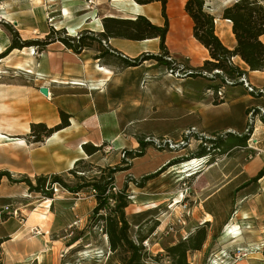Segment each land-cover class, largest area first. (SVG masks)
Listing matches in <instances>:
<instances>
[{"label":"rangeland","instance_id":"1","mask_svg":"<svg viewBox=\"0 0 264 264\" xmlns=\"http://www.w3.org/2000/svg\"><path fill=\"white\" fill-rule=\"evenodd\" d=\"M231 1L205 0V9L215 17V21H220L222 10ZM96 3L99 4L98 7L95 6ZM184 3L185 0H167L169 32L166 46L168 59L173 63L172 70H166L155 61L147 60L141 65L138 64V68L119 75L117 90L113 92L116 97L111 98L120 100L125 109L123 115L126 113L127 117L133 119L127 122L126 136L122 137L123 144L119 146L115 142L113 146L105 145L92 156H87L82 148L84 155L80 159L83 163L76 168V175L91 180L100 177V169H123L114 175V187L118 192L126 189V194L129 195V206L125 213L132 239H135L137 228L146 220H157L159 226L167 220L168 224L160 231L156 228L143 244L152 257L147 259L146 264H169L165 257V248L181 241L180 235L187 238L200 226L195 224V219L203 213L201 204L204 210L209 208L213 212V223L207 227V240L201 251L188 255L189 264H264L261 253L264 244H261V238L255 239L256 231H264V212L261 209L254 218L246 217L249 223L243 226L246 232L253 231V234H248L253 237L237 239V235H230L226 231L227 224L236 219L240 208L237 199L241 193L257 192L260 187V179L251 183L250 181L264 169V160L258 150V141H264V87L255 86L243 77L252 91L242 85H224L220 89L223 96L220 99L208 89L213 85L220 87V81L210 78L212 75L205 72L202 73L203 76H191L208 59V54L192 37V23L184 13ZM114 7H117L116 3L106 0H0V41L6 43L8 48L13 39L7 24L22 41H45L46 36L51 33L49 37L60 46L58 37H78L86 32L81 27L87 18L91 19L94 27L98 25V19L102 25L103 18L117 17V13L110 12ZM63 10L69 13V20L58 16ZM152 16L161 18L160 12L159 15L152 13ZM221 22L225 23L222 20ZM52 30L60 34H52ZM7 48L2 49L0 55ZM84 51L87 49L81 53ZM39 52L42 51L37 47H25L15 49L0 59V87L4 89L0 91L1 123H6V115L12 112L7 108V102L13 100L10 94L13 89L27 86L36 90L35 94H42L38 89V77L35 73ZM159 53L158 50L152 55ZM232 62L245 70L235 58ZM117 69L123 70L119 67ZM24 71L35 74L29 76ZM7 90L10 91V97H7ZM32 106L34 117L48 119L50 110L46 103ZM58 110L59 124L62 121L60 113L66 111L60 107ZM38 123L41 122L31 121L29 131L23 137L31 149L39 148L44 143V140L41 144L34 143L31 136V126ZM7 130L4 128L3 131ZM227 134L245 137L246 146L234 148L224 154L211 152L209 156L199 158L198 153L202 149H212L211 141L227 139L230 137ZM137 140L149 141L155 146L147 147L143 157L125 163L124 152L139 151ZM1 141L5 145L25 147L20 140L0 136ZM211 158L212 161L209 162ZM187 163L191 165L185 171L182 166ZM158 164L160 165L156 166ZM73 167L74 164L71 169ZM68 171L58 176L69 186H74L78 180ZM9 173L13 180L27 177L34 181L36 177L52 176L41 174L29 177L15 172ZM146 177L149 178L143 183ZM227 181L231 183L229 194L224 192L214 202H203L208 194L202 191H213ZM207 183L212 185L211 190H205ZM244 184L248 186L241 188ZM54 186L58 188L55 194ZM64 191L66 190L54 184L51 199L30 193L25 184H12L3 179L0 182V196L11 197L0 198V212H3L0 214V241L8 240V232L19 226L18 220L47 217L45 224L49 225L54 218L51 227L46 229L45 225L43 228L40 226L39 234L34 235L35 231L30 232L29 236H41L47 230L50 240L59 243L58 248L48 249L49 255H57L58 264H122L117 255L109 251L101 222L92 220V210L96 202L87 194L90 190L83 189L78 195H68ZM92 195L94 196L93 193ZM255 198L256 196L251 200L256 201ZM246 208L258 210L256 202L249 203ZM107 212L102 211V214ZM207 219L210 220L208 217ZM36 226L37 224H32L30 229ZM149 227L150 225H146L142 233L145 234ZM4 242L0 244V264H13L5 262L8 248ZM70 244L72 247L66 250V246ZM22 262L14 263L24 264Z\"/></svg>","mask_w":264,"mask_h":264},{"label":"crops","instance_id":"2","mask_svg":"<svg viewBox=\"0 0 264 264\" xmlns=\"http://www.w3.org/2000/svg\"><path fill=\"white\" fill-rule=\"evenodd\" d=\"M106 1H112V3L117 4V7L110 10V12L117 13L120 16L116 18L133 19L141 15L148 18L151 22L153 21L152 23L155 25L161 26L163 23V20L161 21L162 18H159V16H152V13H158L159 15V3L138 5L132 0ZM91 2L94 4L93 1ZM98 5L96 3L95 6L98 7ZM66 13L69 14L68 12ZM61 14L63 15V13H60V15L58 13V16L61 17ZM61 18L63 19V17ZM92 26L93 22H91L90 18H87L81 28L84 31L95 34L102 32L100 19H98V25ZM69 28L72 30L71 26ZM103 43L112 51L128 59H135L145 54L152 55L159 50V42L157 39L145 41L109 39L107 42L103 41ZM5 48H7L6 43L3 44L0 41V53ZM95 55L96 52L94 49H87V51L81 54H74L70 50L65 49L61 44L59 46L56 43H52L44 51L38 53L36 60L37 66L35 73L38 77L37 86L38 89L45 88L47 90V96L42 94L37 95L35 94L36 90L27 86H23L20 89H13L12 93L7 90V97H10V93L13 98L11 102H7V108L12 110V112L6 115V123L0 122V136L12 140H20L24 143L25 147L12 144L5 145L1 141L0 170L5 169L11 173L15 172L29 177L41 174L59 175L70 170L73 164L83 157L82 145L85 143L95 146H100L103 143L113 146L115 142L119 146L123 144L122 137L126 136L127 122L133 119L127 117L126 113H124V116L123 111L125 109L123 103L111 97H116V94L113 92L117 90V78L119 75L122 72H128L138 67L118 70L117 66L105 65L99 60H95ZM23 68L25 69L26 67ZM245 71L247 72L245 77L250 80L251 84L264 87V72H250L246 67ZM24 72L27 73L30 71ZM35 73L31 72V74H27L33 76ZM2 90L4 89L0 87V91ZM31 97H34V99L31 100ZM41 102L49 106L48 119L36 118L32 114V104ZM59 107L63 108L71 116L69 127L45 139L39 148L31 149L29 143L23 138L29 131L30 122H41L47 124L49 127L57 125L59 121ZM4 128L8 130L3 131ZM258 150L260 152L259 155L264 160V141H258ZM211 167L212 165L209 166V169ZM260 182V187L257 192L244 191V193H241L237 199L240 208L236 213V219L234 221L232 220L226 226L227 232L230 231V228L234 232H238L237 239L253 237V235H248L253 234V231L246 232L243 227L249 223L246 217L254 218L257 216L256 212L260 209V211L264 212V185H261L264 184V178H261ZM230 184L227 181L213 191H202L208 194L203 199V202H214L224 192L229 194L231 192L229 190ZM211 187L212 185L207 183L204 188L205 190H209ZM64 192L68 195H74L66 191ZM87 194H89L90 198L94 199L95 203L92 192L89 191ZM255 196L256 201H252V197L254 198ZM9 197L11 195L0 196V198ZM252 202H256L258 210H255V208H246ZM174 205L176 203L172 204L170 208L174 207ZM200 208H202L203 213L195 219V224L202 225L208 222L211 225L213 223V212L209 208H205L208 209L207 211L204 210L202 204ZM46 219L47 217L36 220L32 218L26 221L18 220L19 226L8 232V240L4 242V245L8 248L5 255L6 263L11 262L15 264L14 262L21 263L23 261L22 263L24 264H58L57 255L55 253H50L49 255L48 249L53 247L58 248L59 243L58 241L50 240L47 230H45L46 233L44 235L29 236L30 232L34 233L35 231L38 233L34 235L39 234L41 231L38 230V227L40 228V226L43 228L45 225L46 229L51 227L54 218H52V222L49 225L45 224ZM166 222L167 220L165 223L162 222L157 230H162L168 224ZM184 222L186 221L184 220ZM32 224H37V226L30 229ZM256 232L255 239L258 237L261 238V244H264V231ZM184 239L185 237L180 235L179 240ZM71 247L66 246L65 249L68 250ZM30 258L32 259L29 260Z\"/></svg>","mask_w":264,"mask_h":264},{"label":"trees","instance_id":"3","mask_svg":"<svg viewBox=\"0 0 264 264\" xmlns=\"http://www.w3.org/2000/svg\"><path fill=\"white\" fill-rule=\"evenodd\" d=\"M138 5H149L152 3L160 4V16L163 20L161 26L153 24L148 18L138 15L133 19H124L116 17H105L102 19V32L95 34L85 32L78 37H58V41L74 54H81L85 49H94L96 55L95 60H99L102 64L109 66H117L121 69L136 67L144 61L153 60L157 65L164 67L166 70H172V61L168 59L169 52L166 46V37L169 32V22L166 13L167 0H132ZM184 13L192 23V37L208 54V59L203 62L202 66L192 73L191 76H203L202 73H209L210 78L221 82V86H211L209 91L216 94L224 85H243L239 80L246 76L247 72L236 66L232 60L240 59L250 72H264V0H232L226 6L220 15L222 21H228L231 25V32L235 45L233 50L225 47L215 32V17L206 11L205 0H185ZM8 30L13 34L10 46L0 55V59L4 58L8 53L15 49H23L25 47H37L43 51L49 44L56 41L51 39L48 34L45 41H22L16 32L7 25ZM52 34H60L58 31H51ZM109 39H123L130 41H145L157 39L159 42V55H141L135 59H128L120 54L112 51L103 41ZM211 89V90H210ZM71 116L63 111L60 113L61 123L47 127L43 123L31 126V136L34 143L41 144L43 140L51 137L54 133L63 130L70 125ZM227 139H218L211 141L212 149H202L198 156L205 158L211 152L228 153L234 148H242L246 146L245 137H236L232 134ZM230 139V140H229ZM138 152H124L126 158L125 163L144 155L147 147L153 144L149 141L138 140ZM106 144L95 146L89 143L82 145L83 151L87 156H92L101 151ZM155 146V145H153ZM162 150V148H159ZM209 150V151H208ZM209 162L212 161L208 160ZM82 159L74 163V167L68 173L78 183L69 186L62 177L52 175L50 177H36L31 181L27 177L13 180L7 171H0V182L6 179L12 184H25L30 193L38 194L46 198L52 199V186L59 185L71 194H78L81 190L88 188L95 198L96 205L92 210V220L101 222L102 232L107 238L109 251L115 253L122 264H146L147 259L152 258L144 249V242L151 236L155 229L158 228L157 220L148 219L137 228L135 239L129 235L130 225L126 219L125 210L129 206V195L126 189L118 192L114 187V175L121 168H103L100 169L101 175L98 178L87 180L82 175H76V168L82 164ZM208 163V162H207ZM149 177L143 179V183ZM264 178V169L250 181L255 182ZM34 182V183H33ZM249 184V183H248ZM248 186L242 185L241 188ZM108 211L103 213L102 211ZM3 214V212H0ZM150 225L145 234L142 229ZM209 223H204L197 227L194 232L184 240L165 248V257L169 264H189L188 255L190 253L201 251L207 240V227ZM4 240L0 241V244ZM73 244V243H72ZM70 244L69 246H71ZM262 256H264V248H262Z\"/></svg>","mask_w":264,"mask_h":264},{"label":"bare ground","instance_id":"4","mask_svg":"<svg viewBox=\"0 0 264 264\" xmlns=\"http://www.w3.org/2000/svg\"><path fill=\"white\" fill-rule=\"evenodd\" d=\"M167 9L169 11V6H167ZM61 17H63V19H65V20H68L69 19L68 14L65 12V10H63V15L61 14ZM215 25H216V34H217V36L219 37V39L221 40V42L223 43V45L225 47H227V48L230 49V47H232L233 44H235L234 43V38H233V35H232V32H231L230 22L225 21V23H222L221 20L220 21L216 20L215 21ZM235 60H238L239 63H241L245 67V65L240 61V59L235 58ZM102 71H104V70H102ZM27 73L28 74H31V72H27ZM193 163H195V161ZM190 165H191V163H187V164H185V165L182 166V169H185V171H188L189 170L188 168H190ZM229 234L230 235H234L235 234V235L238 236V233L237 232H234L231 228H230ZM235 237H233V238H235Z\"/></svg>","mask_w":264,"mask_h":264},{"label":"built area","instance_id":"5","mask_svg":"<svg viewBox=\"0 0 264 264\" xmlns=\"http://www.w3.org/2000/svg\"><path fill=\"white\" fill-rule=\"evenodd\" d=\"M241 79L244 80V83H243V85L245 84L244 87L247 88L249 91H250V90L252 91V88L250 89V88H249V85L245 83V79H244V78H241ZM216 96H217L218 98H220V99L223 98V96H222V92H221V91H218V92L216 93ZM198 160H199V159H198ZM198 160H197V162H198ZM200 162H201V161H199V163H200ZM197 164H198V163H197ZM57 191H58V188L54 186V187H53V192H54V194L57 193ZM36 233H38V232L36 231Z\"/></svg>","mask_w":264,"mask_h":264},{"label":"water","instance_id":"6","mask_svg":"<svg viewBox=\"0 0 264 264\" xmlns=\"http://www.w3.org/2000/svg\"><path fill=\"white\" fill-rule=\"evenodd\" d=\"M231 50H233V49H231ZM241 83H244V80L243 79H240L239 80ZM40 92L43 94V95H45V96H47V90L45 89V88H41L40 89ZM134 238V237H133Z\"/></svg>","mask_w":264,"mask_h":264}]
</instances>
